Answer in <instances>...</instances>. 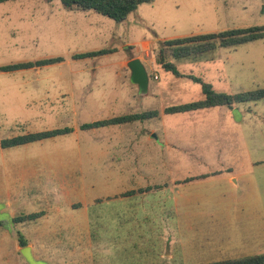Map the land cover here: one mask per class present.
<instances>
[{"label":"rangeland","instance_id":"obj_1","mask_svg":"<svg viewBox=\"0 0 264 264\" xmlns=\"http://www.w3.org/2000/svg\"><path fill=\"white\" fill-rule=\"evenodd\" d=\"M255 25H264V0H155L124 21L61 0L0 1V142L70 130L0 147V264H206L263 254L264 99L165 112L204 99L196 78L217 92L264 88V38L186 58L165 43ZM100 49L115 51L75 56ZM135 58L149 73L147 93L131 81ZM144 112L152 114L83 128ZM154 184L173 191L109 201Z\"/></svg>","mask_w":264,"mask_h":264},{"label":"trees","instance_id":"obj_2","mask_svg":"<svg viewBox=\"0 0 264 264\" xmlns=\"http://www.w3.org/2000/svg\"><path fill=\"white\" fill-rule=\"evenodd\" d=\"M3 1V0H0ZM155 0H61L62 4L68 9L78 10H94L100 14L108 16L116 21H124L128 16L133 13L139 5L143 3L153 2ZM264 38V25H255L243 28H233L224 30L218 33H202L186 37H178L168 39L165 41L166 46L172 49V54L176 58H186L191 55H198L205 52L215 50L219 45L223 47H230L250 42L256 39ZM115 49H100L95 51L78 53L75 56L79 59L97 56L113 52ZM62 57L39 59L36 61L18 62L11 65L1 66L3 71H13L18 69H27L33 67H40L61 61ZM160 62L162 66L169 71L179 74L177 66L173 62H166L164 57L161 56ZM196 81L202 84L204 99L193 101L185 104L168 106L165 109L166 113L184 112L190 110H197L200 108H208L213 106L226 105L232 108L235 103L245 101H259L264 99V88H258L237 94L217 92L211 83L205 82L200 78ZM152 112L135 113L113 117L106 120L96 121L89 124H84L83 128L91 126H106L114 123H122L127 121H135L150 117ZM70 130H52L39 132L34 134H27L24 136H17L9 139H4L0 142L1 148H7L26 144L31 141L39 140L42 138L55 136L58 134L69 132ZM20 217H15L14 220L18 221ZM22 245H26V241L21 240ZM206 264H264V253L257 255L244 256L234 259H226L220 261H212Z\"/></svg>","mask_w":264,"mask_h":264},{"label":"water","instance_id":"obj_3","mask_svg":"<svg viewBox=\"0 0 264 264\" xmlns=\"http://www.w3.org/2000/svg\"><path fill=\"white\" fill-rule=\"evenodd\" d=\"M131 70V81L139 87L140 94L147 93L149 91V73L144 63L135 58L128 64Z\"/></svg>","mask_w":264,"mask_h":264},{"label":"crops","instance_id":"obj_4","mask_svg":"<svg viewBox=\"0 0 264 264\" xmlns=\"http://www.w3.org/2000/svg\"><path fill=\"white\" fill-rule=\"evenodd\" d=\"M156 187L159 188L158 191H156ZM162 189L163 190H166L167 189V190L173 191L171 188L164 187V186H159L158 184H154V185H148V186H145V187L138 186V187H134L132 189H126V190L123 191V193H121V198L119 196L120 195L119 192L118 193H114L115 195L114 194L112 195V196H115V197L108 196V198H109V201H114V200L120 201V199L127 200L128 197H124L125 194L128 195V196L129 195H145V194H150L152 191L153 192H159V191L161 192ZM10 215L12 216V218L18 217L17 216L18 215V212H17V215L15 214V212H12ZM89 223H90V221H89ZM166 226H168V223L166 224ZM168 242H172V244L175 243L174 241H168ZM168 242L165 243V247L171 249L172 244H170ZM28 243H26V244L27 245H30V242L29 241H28ZM164 264H166V263H164Z\"/></svg>","mask_w":264,"mask_h":264}]
</instances>
